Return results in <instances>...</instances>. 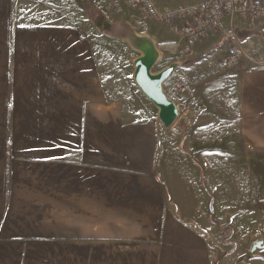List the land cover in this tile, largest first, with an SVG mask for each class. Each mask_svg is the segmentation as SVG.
Returning a JSON list of instances; mask_svg holds the SVG:
<instances>
[{
    "label": "crops",
    "instance_id": "obj_1",
    "mask_svg": "<svg viewBox=\"0 0 264 264\" xmlns=\"http://www.w3.org/2000/svg\"><path fill=\"white\" fill-rule=\"evenodd\" d=\"M142 13L109 0H0V264H264L253 239L220 254L213 205L220 171L247 170L243 201L262 192L264 65L233 69L229 88L205 78L236 42L264 51V18L228 17L185 53L169 24L166 41L138 29ZM133 34L155 40L159 62L169 50L162 68L179 63L164 82L179 108L170 127L134 80ZM140 96L153 113L138 111ZM188 133H240L246 161L220 162L213 141L209 188Z\"/></svg>",
    "mask_w": 264,
    "mask_h": 264
},
{
    "label": "rangeland",
    "instance_id": "obj_2",
    "mask_svg": "<svg viewBox=\"0 0 264 264\" xmlns=\"http://www.w3.org/2000/svg\"><path fill=\"white\" fill-rule=\"evenodd\" d=\"M141 17L142 19L140 20V25L137 26L138 29L143 30L152 28L151 32L157 35H161L163 40L165 39L164 41H166V39H169V35L171 34L168 32L169 29L166 25L157 21V23L152 24L151 20L155 21V19L151 18L145 13H142ZM163 45L164 43H161V46ZM162 50L163 58L159 63H157L154 68V71H159L163 65L168 63L167 58L172 55L169 50L164 48V46ZM232 72L233 70H215L209 75H207L205 78L217 75L216 77H218V79H220L221 81L219 83V88H229L235 83L237 78L236 72ZM195 78L197 79V77L192 74L190 77H187V79L184 80L188 82L189 86V82L193 84L196 82ZM181 81H179L178 83L179 86ZM124 92L125 95H127V92L130 95L131 93H133L131 92V90H125ZM194 97L195 96L189 95L188 98ZM136 105L138 111H140L141 114H149L151 112L153 113V110L149 108L143 96H140V99L136 101ZM192 124L194 123H191V125ZM187 135L189 141L188 146L194 152L193 156H195L198 164H201V166H205L206 168L205 177L207 176L209 188H212V182L210 181L212 179V160L214 158V160L216 159L217 161L218 156L216 153H212L211 149L213 141L215 142L218 140L221 144V153H219L220 162H227L232 160L241 163L246 161L245 155L244 153H242V142L239 138L240 133H188ZM198 146H201L200 148L203 147L199 151V153L196 152V148ZM228 146H233L232 149L234 148V151L230 153H222L228 150ZM259 161L264 162V156H262ZM233 173L235 174V176L230 177ZM233 173H231V175L229 176L228 171H220V178L224 180V182L221 183L222 185L220 188L221 191L224 192V195L221 194L220 199L218 201L213 202V205L218 207L217 212L219 213V216H217L216 218L218 224L217 232L214 235V243L216 246L219 247V252L222 255L236 247L240 249V246L250 243L253 240L264 239V186L262 185V192L260 194L253 192L252 201L250 203H248L247 201L245 202L242 199L244 196H248L247 184L249 180V175L247 174V170L245 169L244 171L243 169L241 171H234ZM228 178H233L235 182H230V185H228ZM222 211H226V215L235 214V217L231 218L224 216Z\"/></svg>",
    "mask_w": 264,
    "mask_h": 264
},
{
    "label": "built area",
    "instance_id": "obj_3",
    "mask_svg": "<svg viewBox=\"0 0 264 264\" xmlns=\"http://www.w3.org/2000/svg\"><path fill=\"white\" fill-rule=\"evenodd\" d=\"M110 5L122 12L137 8L160 23L170 25L171 32L186 39L180 51H191L195 41L207 36L211 31H222L228 17L264 18V0H197L195 3L177 9L161 7L156 0H109ZM230 59L219 69L225 71L237 67L255 68L264 65V51H249L239 42L228 49ZM257 55L252 58L250 55ZM180 87L188 88L182 80Z\"/></svg>",
    "mask_w": 264,
    "mask_h": 264
},
{
    "label": "water",
    "instance_id": "obj_4",
    "mask_svg": "<svg viewBox=\"0 0 264 264\" xmlns=\"http://www.w3.org/2000/svg\"><path fill=\"white\" fill-rule=\"evenodd\" d=\"M129 42L140 53L134 59V80L146 97L158 107L160 120L166 127H170L179 116V108L168 96L164 82L172 75L179 63L173 62L159 71H154L161 56L155 40L148 35L133 34L129 37ZM262 247H264V239L257 240L253 243L250 252L253 253Z\"/></svg>",
    "mask_w": 264,
    "mask_h": 264
}]
</instances>
